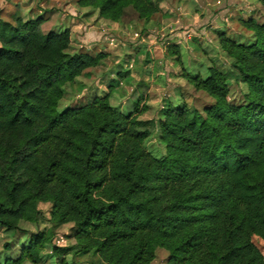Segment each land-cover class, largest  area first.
Returning <instances> with one entry per match:
<instances>
[{
  "label": "trees",
  "instance_id": "16d2710c",
  "mask_svg": "<svg viewBox=\"0 0 264 264\" xmlns=\"http://www.w3.org/2000/svg\"><path fill=\"white\" fill-rule=\"evenodd\" d=\"M78 5L112 23L129 8L145 23L162 12L155 0ZM46 22L0 19V226L20 231L51 205V227L30 233L19 256L0 264H43L48 250L56 264H76L75 255L90 256L88 264H153L159 249L168 264H264L253 241H264V20H242L251 45L218 33L232 59L227 73L184 74L214 104L204 113L168 106L158 122L162 159L147 150L157 124L142 120V99L129 114L111 105L112 91L58 112L66 87L109 54L69 53L71 30L44 33ZM232 83L246 87L241 104L230 100ZM66 225L75 245H56Z\"/></svg>",
  "mask_w": 264,
  "mask_h": 264
},
{
  "label": "rangeland",
  "instance_id": "374dc122",
  "mask_svg": "<svg viewBox=\"0 0 264 264\" xmlns=\"http://www.w3.org/2000/svg\"><path fill=\"white\" fill-rule=\"evenodd\" d=\"M155 1L162 12L150 23L141 21L137 13L129 8L122 22L102 24L98 12L92 8H81L78 0H0V15L12 23L17 17L27 21L44 18L47 20L42 26L44 33L71 30V54L81 51L109 54V58L100 66V71L91 72L90 78L82 76L76 84L66 87V95L58 112L87 105L95 97H104L112 91L111 105L129 114L134 110V104L142 99L149 107L142 120L155 121L157 124L152 136L146 141V147L155 158L162 159L166 155V145L160 139L158 122L168 106L186 103L192 110L204 113L214 104L207 94L196 91L185 80L184 74L206 76L211 66L227 73L231 69L232 59L222 50L218 33H226L239 44L251 45L255 40L254 34L243 27L242 20L256 19L262 22L264 3L262 0ZM104 31L127 33L120 35L110 47L97 35ZM112 36L109 35L111 40ZM83 37L88 38L85 45L87 49L81 44ZM176 44L180 51H169ZM131 65L133 68L130 70ZM95 78H103L105 88L100 87L101 83L96 84ZM245 92L246 87L232 83L231 102L241 104ZM40 209L44 219L37 224L23 222L20 224L21 230L16 232H7L0 226V262L17 258L29 240L30 233L51 227L47 222L51 205L41 204ZM73 234L72 225L60 228L56 245H75L71 239ZM253 241L264 254V241L258 237H254ZM6 245L11 247L5 249ZM44 259L43 264H56L50 250L44 253ZM168 259V252L159 249L153 264H168ZM90 261L87 255L69 257L70 263L88 264Z\"/></svg>",
  "mask_w": 264,
  "mask_h": 264
},
{
  "label": "crops",
  "instance_id": "0c3cea01",
  "mask_svg": "<svg viewBox=\"0 0 264 264\" xmlns=\"http://www.w3.org/2000/svg\"><path fill=\"white\" fill-rule=\"evenodd\" d=\"M128 10V9H127ZM98 17H99V15H98ZM23 18V17H22ZM0 19H2V20H5V21H7V19H4V17L2 16V15H0ZM25 21H27L25 18H23ZM99 19H100V22L102 23V24H106V25H110V24H117V23H112V22H108V21H105V20H102L100 17H99ZM124 19V18H123ZM86 21V20H85ZM84 21V22H85ZM46 24V23H45ZM44 24V25H45ZM80 25V24H79ZM76 26H78V24L76 25ZM85 26L86 27H88L86 24H85ZM73 31V33H75L76 31H74V30H72ZM64 32V31H63ZM59 33V32H58ZM124 33H127L126 31H118V32H116V33H114L113 31H110V33H109V31H104V32H101V33H98L97 35L98 36H101L102 37V39L104 40V42L108 45V46H110L111 47V43L113 44V41H118L117 39L120 37V35L122 36H124L125 34ZM110 34H112L113 36V39L111 40L110 39V37H109V35ZM86 35V34H85ZM86 36H89V34L88 35H86ZM83 40L81 41V44H83V46L85 47V49H87V47L85 46L86 44H87V42H88V38L86 39V38H82ZM104 45V44H103ZM176 46H179L178 44H176ZM85 52H87V51H85ZM134 63H135V61H134ZM130 70L133 68V66L131 65L130 67ZM98 71H100V67H98V68H95V69H91V70H89V71H87L83 76H85V77H87V78H90L91 77V72H98ZM89 74V75H88ZM109 74H111V73H109ZM103 79V78H102ZM102 79H97L96 80V78L95 79H93V80H95V82H96V84H99V83H101V85H100V87L101 88H105V86H104V82H103V80ZM135 90H136V88L134 89V92L133 93H135ZM107 95V94H106ZM99 97V96H98Z\"/></svg>",
  "mask_w": 264,
  "mask_h": 264
}]
</instances>
